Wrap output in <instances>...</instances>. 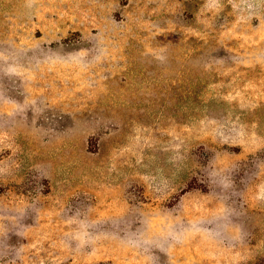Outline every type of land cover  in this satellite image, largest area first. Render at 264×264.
<instances>
[{"label":"rangeland","instance_id":"1","mask_svg":"<svg viewBox=\"0 0 264 264\" xmlns=\"http://www.w3.org/2000/svg\"><path fill=\"white\" fill-rule=\"evenodd\" d=\"M0 264H264V0H0Z\"/></svg>","mask_w":264,"mask_h":264}]
</instances>
